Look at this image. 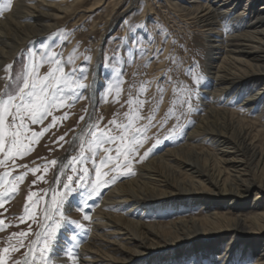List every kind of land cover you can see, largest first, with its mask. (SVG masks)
<instances>
[{"label":"bare ground","instance_id":"6f19581e","mask_svg":"<svg viewBox=\"0 0 264 264\" xmlns=\"http://www.w3.org/2000/svg\"><path fill=\"white\" fill-rule=\"evenodd\" d=\"M123 2L14 0L0 16V91L8 64L28 43L44 41L80 6L86 13L111 9L105 23L106 29L111 28L112 13ZM157 2L127 0L121 14L137 6L145 16L154 13ZM163 2L167 10L176 9L177 17L188 18V23L206 33L207 78L199 117L182 141L167 144L143 160L130 177L106 189L97 205L90 207V219L81 216L87 228L66 215L41 259L36 241H42L44 225L51 223L44 210L29 264H175L181 258L190 264H243L246 260L264 264V202L248 199L253 192L264 199V0ZM100 49L98 45L91 70L94 83L89 88L97 100ZM255 85H260L257 90ZM84 129L76 133L73 147L81 142ZM60 159L46 207L63 184L67 160ZM76 201H67V212L78 205ZM224 206H236L239 211L216 208ZM197 207L204 213L194 214ZM245 208L250 213L242 214ZM159 213L174 216L163 222ZM81 229L89 232L84 242L78 235Z\"/></svg>","mask_w":264,"mask_h":264},{"label":"rangeland","instance_id":"374dc122","mask_svg":"<svg viewBox=\"0 0 264 264\" xmlns=\"http://www.w3.org/2000/svg\"><path fill=\"white\" fill-rule=\"evenodd\" d=\"M157 1L154 13L147 12L144 16L143 9L137 6L121 14L127 5V0H124L120 6L123 7L112 13L113 27L108 29L105 23L111 9L86 13L83 11L84 6H80L74 15L63 18L61 25L50 31L44 41L28 43L8 64L9 71L3 75L0 95L15 90L25 71L33 64L37 66V73L41 78L60 66L64 73H72V79L86 87L80 89L73 84L75 90L67 91L63 103L52 109L42 123L32 124L25 115V143L30 150L23 155H14L11 159L0 153V160L5 161L0 164V257L5 264L22 262L29 252L42 223L52 180L58 172L59 158L69 152L59 191L64 199L61 228L66 215L71 216L78 225L86 227L81 216L91 212L90 207L97 205L106 189L127 176L130 177L143 160L161 151L167 144H177L183 140L185 133L199 117L203 84L207 78L209 49L206 47V33L203 28L188 23V18L177 17L176 9L167 10L163 0ZM13 2L11 0V5ZM7 3L8 0H0V8ZM259 3L256 6H260ZM8 10L3 11L0 16ZM98 45L101 47L102 75L97 85L98 100L94 117L80 134L82 140L79 145L73 147L75 134L85 125L93 102L89 88L94 83L91 70L97 59ZM259 86L255 85L254 90ZM135 115L139 119L133 122L134 128L146 127L147 131L142 146L129 157V165L125 166L126 162L121 157L120 167L116 166L115 148L119 141L103 145L96 150L95 155L89 150L93 131L98 128L119 137L122 126L128 124L130 117ZM178 126H181V130L173 134ZM33 133L37 134L34 141ZM41 133L43 134L40 135ZM157 140L160 141L159 144H156ZM106 148H112L113 151L107 153L104 151ZM145 152L149 154L145 156ZM107 155L113 157L112 162L102 164L101 161ZM73 158L77 159L73 161ZM52 161L57 163L53 165ZM97 169L101 172V181L106 180L108 184L101 185L98 196L92 194L90 197ZM21 176L22 180L17 179ZM69 176L72 181H68ZM64 184H68L70 190L65 189ZM255 197L264 202L254 192L248 199L253 200ZM72 198H76L78 205L67 212L66 203ZM85 203V211L79 210ZM216 208L231 213L239 211L236 206ZM243 210L245 212L242 214L250 213L249 208ZM204 211L197 207L193 213L202 214ZM159 216L161 221L167 222L174 214L169 213L163 217L159 213ZM82 231L83 229L78 235L84 242L89 232L86 229ZM56 236L50 240L49 247ZM40 243L39 250L43 247V242ZM224 248L225 245L222 252ZM4 249L8 251L5 252ZM175 264H190V260L181 258ZM200 264L207 263L202 261ZM243 264H252V261L246 260Z\"/></svg>","mask_w":264,"mask_h":264},{"label":"snow or ice","instance_id":"6c2138e0","mask_svg":"<svg viewBox=\"0 0 264 264\" xmlns=\"http://www.w3.org/2000/svg\"><path fill=\"white\" fill-rule=\"evenodd\" d=\"M10 7L11 0H8V3L5 4L3 8H0V14L10 9ZM81 72H83V69ZM57 73L59 75H57ZM72 76V73L66 74L62 67L57 66L41 78L37 73V66L33 64L25 71L20 82L17 83L15 90H9L0 95V153H3L6 158L11 159L14 155H23L25 151L30 150L29 145L25 143L27 139L25 115L32 124L42 123L45 116L51 114L52 109L58 108L60 104L63 103L66 92L75 90L72 87L73 84H75L76 88L80 89L86 87V85L72 79ZM60 85H63V87ZM9 117H11L10 121ZM136 119H139L138 115L130 117V122L122 126V134L119 137L110 134L109 131H103L97 128L91 133L92 140L89 143V150L95 155L96 150L102 148L103 145L119 141L118 146L115 148L116 166L120 167L119 161L121 157H123L126 162L125 166L129 165V157L136 153L139 146H142L143 137L147 131L146 127L134 128L133 122ZM53 122H55V120ZM118 127L120 126L118 125ZM180 130L181 126H178L173 134H176ZM42 134L43 133L40 135ZM36 136V133L32 134L33 141ZM159 143L160 141L157 140L156 144ZM153 147H155V145ZM83 151L84 148L82 147L81 154H83ZM104 151L111 153L113 149L106 148ZM148 154V152L144 153L145 156ZM76 159L77 158H73V161ZM80 159L83 162V155H81ZM112 160L113 157L107 155L101 163H111ZM4 162L5 161L0 160V164ZM51 163L55 165L57 162L52 161ZM17 179L22 180L23 177L21 176ZM68 181H72L71 176L68 177ZM102 184L107 185L108 181H101V172L97 169L96 182L91 185V193L89 196L91 197L92 194L98 196ZM63 187L69 189L68 184H64ZM0 203H2V201H0ZM63 205V196L59 193H53L51 204L45 208V219L51 221V223L44 225L45 234L42 237L43 247L40 248L41 259H44V253L49 248L50 240L57 235L58 230L61 228V221L64 219L62 211ZM85 209L86 203L84 206L80 207L79 210L85 211ZM83 219L88 220L90 217L85 214ZM79 227L83 228V225L81 224ZM21 235L24 234L22 233ZM37 236L40 237L41 234L38 233ZM73 239H75V237H73ZM36 243H40V240L38 239ZM3 251L7 252L8 249H4ZM33 251L34 250L30 248L29 252L25 254V259L22 262L18 261L17 264H29L28 256L32 254ZM32 259L35 261L36 257L33 256ZM0 264H5L2 257H0Z\"/></svg>","mask_w":264,"mask_h":264},{"label":"water","instance_id":"95a60500","mask_svg":"<svg viewBox=\"0 0 264 264\" xmlns=\"http://www.w3.org/2000/svg\"><path fill=\"white\" fill-rule=\"evenodd\" d=\"M92 96H93V102H92V106H91V109H90V114H89V116L87 117V118L89 119L88 122H87V124L91 122V121H90V116H92V113L94 112V108H95V105H96V102H97V99H96L95 95L93 94ZM85 121H86V120H85ZM84 127H85V125L82 126L80 129L82 130V129H84ZM80 129H79V130H80ZM75 135H76V134H75ZM63 159H65V161L69 159V152L66 153V154L63 156ZM60 160H61V159L59 158V161H60ZM53 179H54V177H53ZM52 181H53V180H52Z\"/></svg>","mask_w":264,"mask_h":264}]
</instances>
